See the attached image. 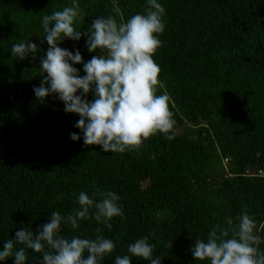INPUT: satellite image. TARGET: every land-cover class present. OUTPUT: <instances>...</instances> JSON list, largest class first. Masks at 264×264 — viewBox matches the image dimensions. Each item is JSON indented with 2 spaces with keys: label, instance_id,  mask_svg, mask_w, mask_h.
I'll return each instance as SVG.
<instances>
[{
  "label": "trees",
  "instance_id": "trees-1",
  "mask_svg": "<svg viewBox=\"0 0 264 264\" xmlns=\"http://www.w3.org/2000/svg\"><path fill=\"white\" fill-rule=\"evenodd\" d=\"M77 2L74 26L82 32L97 17L126 22L147 7V0ZM158 2L165 30L153 56L160 68L157 94L169 97L174 139L158 133L138 152L114 153L85 146L74 126L78 114L65 113L57 97L41 103L34 95L48 48L42 18L72 0H0V249L22 228L36 232L54 211L73 213L81 192L99 202L92 194L103 190L117 193L123 210L111 229L92 217L77 229L62 224L60 233L94 239L102 229L115 248L100 264H114L144 236L161 264H209L193 258L194 241L206 240L217 224L230 238L245 211L264 252V0ZM86 39L65 38L59 46L79 49L84 62L103 54L90 53ZM28 40L39 46L36 58L13 57L12 45ZM73 66L86 75L82 63ZM73 132L79 140L70 139ZM26 255L25 264L42 258L31 249ZM131 264L151 262L132 257Z\"/></svg>",
  "mask_w": 264,
  "mask_h": 264
},
{
  "label": "clouds",
  "instance_id": "clouds-1",
  "mask_svg": "<svg viewBox=\"0 0 264 264\" xmlns=\"http://www.w3.org/2000/svg\"><path fill=\"white\" fill-rule=\"evenodd\" d=\"M164 15L165 8L158 0H147L143 14H134L126 22H117L112 15L97 17L83 32L74 26L80 16L77 0L44 15L42 37L48 48L40 57L41 82L33 88L36 99L43 103L51 95L61 100L65 113L78 114L74 126L81 130L84 145L101 146L104 152H138L144 141L158 133L167 140L174 139L170 134L175 120L169 97L157 94L160 68L153 59L162 44L158 36L165 30ZM82 35L87 37L85 46L90 53L100 50L103 54L84 62L79 49L73 53L59 46L65 38L79 41ZM38 51L39 46L29 40L11 47L12 56L19 60L29 54L35 59ZM79 63L83 64L84 76L73 66ZM90 92L94 94L91 101L87 99ZM70 139L79 140L80 134L73 132ZM97 194L102 197L99 202L81 192L79 208L67 215L52 212L50 220L36 232L25 228L16 231L0 249V261L14 258V264H25L26 249H31L42 254L39 264H100L115 248L113 241L102 235V229H96L94 239H69L60 234L62 224L77 229L79 221L92 217L111 229V219L123 216L117 193L97 190L92 196ZM237 220L230 238L229 230L217 224L206 240L196 239L190 248L193 258L209 264H264L254 219L245 211ZM228 223L232 225V221ZM17 245L22 247L17 249ZM155 247L148 236L138 238L127 246L128 255L116 256L114 264H131L132 257L161 264V256L153 255Z\"/></svg>",
  "mask_w": 264,
  "mask_h": 264
}]
</instances>
